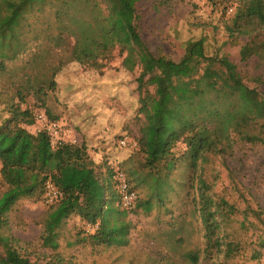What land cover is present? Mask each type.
<instances>
[{
    "label": "trees",
    "instance_id": "1",
    "mask_svg": "<svg viewBox=\"0 0 264 264\" xmlns=\"http://www.w3.org/2000/svg\"><path fill=\"white\" fill-rule=\"evenodd\" d=\"M177 1L184 0H155L152 5L159 10ZM207 1L213 11L221 10L224 14L233 8V13L224 21V29L231 38L257 34L241 46L239 54L242 62L257 59V66L264 67V41L259 34L264 30V0ZM140 3L142 0H0L2 62L16 59L26 49L23 38L35 32V39L44 34L57 46L73 39L69 60L82 65L102 68L101 61L118 50L124 69L133 71L140 67L143 75L151 76V83L161 87L157 109L151 117L154 129L148 132V137L143 130L139 140L143 145L147 137L146 151L142 152L137 166L127 173L131 187L147 190L144 197L138 196L131 210L116 205L120 203V194L113 180V169L100 172L86 143H66L53 148L45 133L35 135L25 128L34 123L31 110L17 105L10 107V117L0 127V142L5 137H15L10 145L0 143V247L3 250L0 264H34L19 239L10 232L9 214L23 199L35 203L44 201L48 181L63 197L49 205L44 247L56 250L61 227L67 219L76 216L92 225L98 224L95 233L79 237V243L120 248L130 243L132 224L126 220L130 213L136 214L139 209L148 213L155 206L171 212L169 195L176 191L179 182L173 174L184 167L190 174L181 178L185 194L179 197L190 202V209L181 212L178 222L163 232L168 253L179 255L183 264H220L218 261H228L241 254L239 243L231 239L227 231V225L238 211L224 198L213 196V185L204 177L201 167L208 156L228 155L236 138L264 145V95L248 86L238 64L228 54L218 49L209 55L205 37L186 42L179 61L156 55L140 31ZM41 21L38 29L36 25ZM50 30L58 33L48 34ZM196 58L220 66L237 98L220 126L195 123L184 113L185 109H191L194 98L190 83H187V90L182 88V91L173 84L170 86V77L172 79L175 74L178 77ZM157 69L164 70L163 75H154ZM59 70L60 67H52L51 76L38 80L34 91L38 94L54 91ZM260 79L261 76L257 77V82ZM18 97L20 102L24 101L21 93ZM177 116L181 120L177 121L178 126L173 121ZM179 145H184L186 150L178 155L174 150ZM254 218L257 222L243 217L241 228L249 230L256 225L261 229L258 239L264 247V212L255 211ZM195 235H199L200 240L194 241ZM260 258L261 253L254 250L249 260L259 261ZM51 260L55 264H74L61 255H52ZM167 264L178 263L169 261Z\"/></svg>",
    "mask_w": 264,
    "mask_h": 264
},
{
    "label": "rangeland",
    "instance_id": "2",
    "mask_svg": "<svg viewBox=\"0 0 264 264\" xmlns=\"http://www.w3.org/2000/svg\"><path fill=\"white\" fill-rule=\"evenodd\" d=\"M154 1L142 0L138 23L144 41L156 55H166L179 61L186 42L205 37L209 55L215 54L218 49L228 54L238 64L248 86L264 95V67L257 66V59L242 62L239 54L241 46L257 34L234 39L224 29V21L233 13L230 12L233 8L224 14L221 10L213 11L207 0H184L156 10L152 5ZM41 25L42 21L36 26L40 29ZM51 32L58 33L50 30L48 34ZM259 34L260 40L264 41V30ZM35 35L34 32L23 38L27 46L16 59L2 62L0 58V127L10 117L9 110L13 105L23 110L29 109L33 115L44 111L51 120L64 126L66 132H71L68 137L76 140V145L86 143L100 172L105 173L110 168L114 173L121 171L127 176L128 171L137 166L142 152L146 151L148 132L154 129L151 117L157 109L161 87L151 83V76L143 75L140 67L133 71L124 69L123 57L119 56L118 50L101 61L102 68H96L70 62L69 51L74 44L73 39H68L63 46H57L44 34L37 39ZM7 54L10 55V52ZM52 67H60L55 77L56 89L45 94L36 93L33 87L38 80L51 76ZM163 71L157 69L154 75H163ZM187 83H190L188 86L194 98L191 109H185L184 113L198 124L222 125L237 100L222 68L196 58L178 77L177 74L172 75V79L170 77V86L173 84L178 87L177 90H187ZM19 93L24 96L23 102H20ZM188 101L189 98H186L185 102ZM173 121L178 126L177 121L181 120L177 116ZM25 128L35 133L33 125ZM143 130L147 137L142 145L139 140ZM98 132L103 136L95 135ZM14 140V136L5 137L0 143L10 145ZM122 141H126L125 146L121 144ZM185 150L184 145H179L174 151L179 155ZM201 170L213 185V196L224 198L238 211L227 225V231L231 239L239 243L241 254L218 263L264 264V247L260 246L258 239V235L262 234L261 229L254 225L246 230L240 224L243 217L257 222L254 212H264V145L250 144L236 138L228 155L208 156ZM189 174L186 167L173 174L179 182L176 191L169 195L171 212L155 206L148 213L139 209L136 214L127 216L126 220L132 226L130 243L126 247H93L88 243H79L78 238L95 233L98 224L92 225L76 216L67 219L61 227L56 250L44 247L50 208L44 201L35 203L21 200L9 214L10 232L19 239V244L27 250L34 264H55L51 260L52 255H61L74 264H167L169 261L183 264L179 255L168 253L163 232L178 222L177 217L181 212L190 209V202L179 197L185 194L181 178ZM132 189L140 197L147 193L144 187L132 186ZM197 240H200L199 235L194 236V241ZM254 250L261 253V258L251 262L249 259ZM2 252L0 247V254Z\"/></svg>",
    "mask_w": 264,
    "mask_h": 264
},
{
    "label": "built area",
    "instance_id": "3",
    "mask_svg": "<svg viewBox=\"0 0 264 264\" xmlns=\"http://www.w3.org/2000/svg\"><path fill=\"white\" fill-rule=\"evenodd\" d=\"M232 11L233 9H230V12ZM33 127L35 128V135L45 133L49 137L53 148L66 143L76 145L77 141H72L68 137V134H70L71 132H66V130H64V126L60 125L54 120H51L48 117L47 113L44 111H39L34 115ZM121 144L125 146L126 141H122ZM113 177L117 183V189L120 194L121 208L125 210H131L137 202V192L132 189L125 173L116 171ZM62 197L63 194L57 189V187L51 181H48L46 183L44 202L47 205H53L59 202Z\"/></svg>",
    "mask_w": 264,
    "mask_h": 264
},
{
    "label": "crops",
    "instance_id": "4",
    "mask_svg": "<svg viewBox=\"0 0 264 264\" xmlns=\"http://www.w3.org/2000/svg\"><path fill=\"white\" fill-rule=\"evenodd\" d=\"M100 134H101V133H99V132H98V133H97V134H95V135H97V136L99 135V137H100V136L102 137L103 135H100ZM92 138H94V136H93V135H92ZM103 140H105V139L103 138ZM90 141H91V140H90ZM97 141H98V139H96V140H95V142H97Z\"/></svg>",
    "mask_w": 264,
    "mask_h": 264
}]
</instances>
